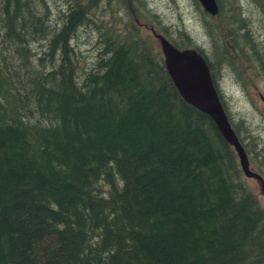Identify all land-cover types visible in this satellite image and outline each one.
Instances as JSON below:
<instances>
[{
	"label": "trees",
	"instance_id": "trees-1",
	"mask_svg": "<svg viewBox=\"0 0 264 264\" xmlns=\"http://www.w3.org/2000/svg\"><path fill=\"white\" fill-rule=\"evenodd\" d=\"M62 1L0 0V264H264V208L233 147L143 27L196 48L213 80L224 57L255 79L246 60L263 67L264 49L237 0H215L214 16L193 0L212 61L145 0Z\"/></svg>",
	"mask_w": 264,
	"mask_h": 264
},
{
	"label": "rangeland",
	"instance_id": "rangeland-1",
	"mask_svg": "<svg viewBox=\"0 0 264 264\" xmlns=\"http://www.w3.org/2000/svg\"><path fill=\"white\" fill-rule=\"evenodd\" d=\"M53 1L57 5V8L61 7L63 3L62 0ZM145 2L148 7L159 15L158 17L162 24L169 25L171 30L180 27L181 30L188 33L191 39H194L200 47L204 48L207 57L212 61L209 50L211 44L202 28L201 16L193 0H145ZM236 2L240 10L239 15H241L243 21L246 23V27L244 26V28L248 30L254 42L262 44V46L258 45V47L264 49L263 10L256 2H252L251 0H237ZM102 7L103 6L99 4V12L101 13L102 11L103 17L106 18L107 15H104L105 11H103ZM57 8L54 10H59ZM133 20L137 23V19L134 18ZM206 21L209 22L207 19ZM143 27L148 29L151 26L143 25ZM140 30L141 34H144V31H146L144 28H140ZM85 37H81V41L84 42L81 44V51L83 55L87 53L86 56L89 59L93 52L94 45L87 44L83 40ZM32 45L35 46V43H32ZM154 45L159 49L157 42L154 41ZM5 56L7 58L6 61L10 65H16V63H10L9 61V59H13L10 49L6 51ZM35 56L38 55L35 54ZM227 58L229 57H224L220 60L217 70L215 68L213 69L215 74V80H213V82L216 81L217 90L224 101L230 123L233 125L237 119L241 120L239 127L240 134L242 135L241 137L248 148L253 153L257 154L258 157H256L264 162V66H260L258 58L254 57L253 51H251V53L249 52L246 60V67L253 68L261 74V76L251 79L248 74H240L236 68H232V61L230 59L227 60ZM252 157L255 161V166L263 170L264 173V167L257 162V158L254 156ZM257 163L259 166H257ZM249 167L255 171L251 165ZM262 177L264 178V176ZM244 178L258 203L264 208V195L259 191L258 181L245 176Z\"/></svg>",
	"mask_w": 264,
	"mask_h": 264
},
{
	"label": "water",
	"instance_id": "water-1",
	"mask_svg": "<svg viewBox=\"0 0 264 264\" xmlns=\"http://www.w3.org/2000/svg\"><path fill=\"white\" fill-rule=\"evenodd\" d=\"M197 2L211 16L218 11L215 0ZM148 29L157 40L164 68L179 95L187 104L210 118L223 139L233 147L242 174L258 181L259 191L264 195V181L249 167L247 154L228 121L203 55L192 47L177 48L152 27Z\"/></svg>",
	"mask_w": 264,
	"mask_h": 264
},
{
	"label": "bare ground",
	"instance_id": "bare-ground-1",
	"mask_svg": "<svg viewBox=\"0 0 264 264\" xmlns=\"http://www.w3.org/2000/svg\"><path fill=\"white\" fill-rule=\"evenodd\" d=\"M217 4V3H216ZM217 8H218V5H217ZM217 13H218V11H217ZM216 13V14H217ZM215 14V15H216ZM154 29V28H153ZM155 30V29H154ZM156 31V30H155ZM167 39V38H166ZM168 40V39H167ZM188 48H190V47H188ZM196 49V48H195ZM225 113H226V116H227V118H228V121H229V123H230V119H229V116H228V113H227V110L225 111ZM230 125H231V127H232V124L230 123ZM233 128V127H232ZM242 144V143H241ZM243 146V145H242Z\"/></svg>",
	"mask_w": 264,
	"mask_h": 264
}]
</instances>
